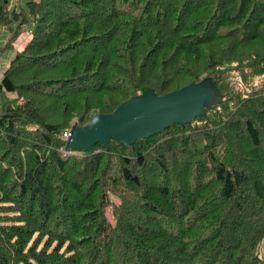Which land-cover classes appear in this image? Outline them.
I'll return each mask as SVG.
<instances>
[{
	"label": "trees",
	"instance_id": "1",
	"mask_svg": "<svg viewBox=\"0 0 264 264\" xmlns=\"http://www.w3.org/2000/svg\"><path fill=\"white\" fill-rule=\"evenodd\" d=\"M9 3L6 47L32 26L0 73V264H264V0H36L17 31ZM205 79L221 100L190 123L66 152Z\"/></svg>",
	"mask_w": 264,
	"mask_h": 264
},
{
	"label": "water",
	"instance_id": "2",
	"mask_svg": "<svg viewBox=\"0 0 264 264\" xmlns=\"http://www.w3.org/2000/svg\"><path fill=\"white\" fill-rule=\"evenodd\" d=\"M220 100L207 79L163 96L147 90L121 103L111 114H95L85 126L75 123L69 132L66 152L89 151L98 143L107 149L111 140L132 146L175 124L190 123Z\"/></svg>",
	"mask_w": 264,
	"mask_h": 264
},
{
	"label": "rangeland",
	"instance_id": "3",
	"mask_svg": "<svg viewBox=\"0 0 264 264\" xmlns=\"http://www.w3.org/2000/svg\"><path fill=\"white\" fill-rule=\"evenodd\" d=\"M30 1L36 0H10V14L15 12L17 14V18L14 19L10 25L11 31H17L18 25L21 20L25 17H28V5L27 3ZM31 22L28 21L26 25H24L21 29V33L14 44V49L6 47L7 41L9 39L8 30L2 26H0V73L8 66L10 60L14 57L15 52L24 48L27 42L31 39ZM7 30V31H6ZM261 79L264 80V74L261 76ZM14 96V94H12ZM0 112H1V97H0ZM115 202V200H113ZM107 217L109 221L113 224L114 221L111 216V209H107ZM256 252L260 257L264 259V239L258 245Z\"/></svg>",
	"mask_w": 264,
	"mask_h": 264
},
{
	"label": "built area",
	"instance_id": "4",
	"mask_svg": "<svg viewBox=\"0 0 264 264\" xmlns=\"http://www.w3.org/2000/svg\"><path fill=\"white\" fill-rule=\"evenodd\" d=\"M63 138H64L65 140H68V138H69V133H63Z\"/></svg>",
	"mask_w": 264,
	"mask_h": 264
}]
</instances>
